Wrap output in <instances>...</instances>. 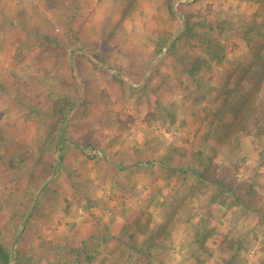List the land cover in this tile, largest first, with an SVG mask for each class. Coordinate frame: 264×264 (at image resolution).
<instances>
[{"label":"rangeland","instance_id":"374dc122","mask_svg":"<svg viewBox=\"0 0 264 264\" xmlns=\"http://www.w3.org/2000/svg\"><path fill=\"white\" fill-rule=\"evenodd\" d=\"M0 2L10 7L15 4L14 8L19 7L16 11L29 6L36 10L32 17L38 18L39 13L47 16V22L54 23L48 31L37 30V35L45 37L44 43L58 40L61 0ZM85 2L94 6L86 21L95 27V66L106 64L115 78L122 74L123 64L135 63L126 61V57L148 54L145 75L158 80V86L149 90V85L142 87L130 80L131 87L117 77L126 90L121 96L124 101L106 110L111 116L104 118L100 113L93 121L103 125L102 121L112 117L111 122H115V137L108 140L118 147L114 161L99 146L104 143L101 135L96 139L98 146L85 145L73 153L58 148V155L54 149L37 159L17 155L9 158L6 146L0 142V237L11 253L10 264H15L18 249L25 253V264H70V252L75 248L82 253L80 264H226L229 260L235 264H263L264 137L243 132L240 145L230 144L225 131L218 127L222 120L216 115L228 80L234 82L237 72L261 49L247 32L263 18L264 0ZM80 17L84 19V15ZM19 19L22 25L23 18ZM188 24L194 27L192 32ZM208 34L221 42L219 60L212 61L205 52ZM47 43L42 45L40 40L31 48L21 45L19 50L29 54L37 46L42 50L39 54L58 56V44ZM68 45L67 49L73 46ZM6 48L0 44L1 53ZM103 54L104 60L108 58L105 62ZM194 59H205L209 64H202L190 75ZM31 65L23 69L30 70ZM51 67H42V80L47 73L43 85L54 106L62 97ZM27 76L36 79L31 73ZM6 94L11 96L9 90ZM260 95L264 99V83ZM66 98V106H58L64 112L58 118L52 108V124L64 128L63 135L73 116L87 118L98 113L97 109L77 108L81 102L69 100V95ZM144 100L147 111L140 107ZM30 117L37 122L34 113ZM229 120L230 116L224 118ZM32 127L33 132L42 133L38 124ZM46 138L47 134L41 146ZM95 149L101 151V157L90 154ZM197 151L203 153L202 169L210 171V180L230 189L222 195V203L220 198L213 201L217 189L204 187L189 168L198 165L193 157ZM166 155L172 159L164 169L159 162ZM26 160L40 162L41 167L26 164ZM77 165L84 171L92 170L94 175L89 178L78 173ZM70 168L75 171L65 173ZM104 173L110 174L111 182L104 180ZM68 181L76 197H70L65 187ZM199 230L212 234L204 247L197 242Z\"/></svg>","mask_w":264,"mask_h":264},{"label":"crops","instance_id":"0c3cea01","mask_svg":"<svg viewBox=\"0 0 264 264\" xmlns=\"http://www.w3.org/2000/svg\"><path fill=\"white\" fill-rule=\"evenodd\" d=\"M1 4L0 2V44L5 45L7 48L5 53L0 52V55H2L0 57V129L3 130L0 131V142L6 146L9 158L17 155L22 157L35 156L37 159L40 155L42 156L40 153L41 143L45 139L49 126L55 122L52 115L53 105L48 96L50 94L43 85V80L47 76L46 72L42 80V72L45 71L42 70V67L49 64L52 66L50 70H53V75L58 78L56 86H58L59 97L66 98L69 95V100L77 99L76 101L82 103L77 108L87 109V111L88 109L98 110L96 116L93 113L90 115L91 118L87 116V118H84L78 114V116H73L70 119L69 129L65 135H62L60 144L56 145V155H58V148L73 153L76 149L81 150L85 145L98 146L100 143L96 139L98 135H101L104 143L99 146L110 153L111 161H114L113 157L119 155L117 153L118 147L115 144L110 145L111 143L109 144L108 140L115 137L117 129L113 125L115 122H111L112 117L102 121L103 125L100 123L96 125L93 121L99 117L100 113L104 118L105 115L111 116L112 113L107 114L106 110L112 109L111 106L116 102H123L121 96L125 94L126 90L121 88V80H117L119 75H116L115 78L110 76L109 70L105 67L106 64H103L102 67H96L94 64L95 55L92 54H94L95 36L93 30L95 27L91 28L92 24L86 21L88 19L87 14L93 11L94 6L87 2L84 4V0H61V3L58 4V40L53 39L49 43L46 42L51 45L58 44L60 52L58 56H51L49 53H46V55L39 54L42 50L38 49L37 46L29 54H22L19 48L24 44H28L27 46L31 48L33 44H37L40 40L41 44L45 45V37H42V34L38 36L39 31L37 30L43 28V31H46V29L48 31V28L54 22H47V16L41 17V13H39L38 18L32 17L31 15L36 10H32L29 6H22L21 10L16 11L19 7L14 8L15 4H10L11 7ZM39 7L42 9L41 5ZM16 12L18 17L14 15ZM80 14L84 15L85 20L80 17ZM19 17L23 18L22 25H20L21 20ZM78 17L79 22L76 21ZM81 29H86V31L82 32ZM89 29L90 32H88ZM63 30L65 34L62 33ZM85 43L88 45L87 49L82 48ZM68 44H73V46L67 49ZM9 46H11L10 50ZM149 56L140 53L139 55L126 57V61L135 63L123 64L124 69L119 77L123 78L124 82L126 81L131 87L130 80L142 87L149 85V90H154L158 86V80L155 81L154 77L147 78V75H145L147 72L144 71ZM104 57L106 56L103 54V62L108 60V58L104 60ZM18 60H22L24 65ZM32 61L36 62L35 65H31ZM27 64L32 66L30 70L23 69ZM28 73L36 76V79H29ZM8 90L11 96L6 94ZM129 100L132 101V98H129ZM140 107L142 111L148 110L146 100L140 104ZM29 108L31 112H29ZM33 113L38 118L37 122L30 117ZM36 124L42 127L41 134L33 132L35 127H32V125ZM63 142L69 145L65 146ZM129 156H132L131 152ZM25 163L35 165L37 169H39L38 165L40 166V162L32 163L30 160H26ZM117 168H119V165H117ZM77 170L85 177L90 178L94 175L91 174L92 170L84 171L83 167L79 165H77ZM69 171H71V168L70 170L67 169L65 173ZM74 171H71V173ZM109 176L110 174L106 175L104 173V180L111 182ZM68 183L69 185L65 187L69 189L70 197H76V194H72L74 190L72 182L68 181Z\"/></svg>","mask_w":264,"mask_h":264},{"label":"trees","instance_id":"16d2710c","mask_svg":"<svg viewBox=\"0 0 264 264\" xmlns=\"http://www.w3.org/2000/svg\"><path fill=\"white\" fill-rule=\"evenodd\" d=\"M261 17L263 18H261L259 21L256 20L257 22L255 26L247 32L252 36L253 41L259 44L261 49L258 51L257 55L254 56L253 60L247 64V66H244L237 72V78L234 82H231L230 79L228 80L227 86L223 89V96H221L222 99L217 109L216 116L222 120L218 127L225 131L224 137L227 142L230 144L235 143L234 145L236 146L240 145L239 136L243 132H246L249 135L257 138L264 137V99L263 96L261 97L260 95V89L264 83V16ZM193 29L194 27H190L188 24V30L192 32ZM48 46L49 45H46V47ZM204 46L205 52L208 56H210L212 61L219 60V55L223 48H221V42L218 39H216L214 36H209L208 34L207 37H205ZM161 50L162 47H159V52H161ZM206 63L209 64V62L205 59H194L189 67L190 75L196 73L199 67ZM208 69H210L209 66L206 68V70ZM66 101H68L67 98H60L55 102L53 106V115L55 118H58V115L63 112V108L60 107L58 109V106H66ZM227 116H230V120L228 122L224 121V118ZM63 132L64 128L58 126V123L52 124L47 133L45 143L41 146V154L48 151H53L56 148V145L60 144L62 141L61 138ZM60 157L62 156L60 155ZM193 157L198 161V165L197 167L193 165L189 168L198 177L199 181L204 187L212 185L217 189L213 201L217 198H220L219 201L222 203L224 199V196L222 195L225 194L226 189H230H225L222 184L214 180H210V171L207 169H202L201 160L203 159V153L201 151H197L195 154H193ZM171 159L172 157L166 155L165 160L163 159V161H160L159 164L164 169L168 168L167 165L170 163ZM172 170L176 171L177 169L174 168ZM179 170L186 171V169L181 168ZM211 235L212 234H206L202 230H199L197 233V242L200 243L202 247H204L207 239L211 237ZM16 239L17 238L14 240ZM16 253L17 256L15 259V264H25V253L19 249L16 251ZM70 253L72 254L70 264H80L82 253L80 252L79 248L73 249ZM86 256L91 258V256L88 254ZM10 263L11 253L4 242H2L0 237V264ZM233 263L234 260L232 262L230 260L226 262V264Z\"/></svg>","mask_w":264,"mask_h":264},{"label":"built area","instance_id":"2783aa9c","mask_svg":"<svg viewBox=\"0 0 264 264\" xmlns=\"http://www.w3.org/2000/svg\"><path fill=\"white\" fill-rule=\"evenodd\" d=\"M90 154L93 156H100V157L102 156L101 151H99L98 149L92 150Z\"/></svg>","mask_w":264,"mask_h":264}]
</instances>
